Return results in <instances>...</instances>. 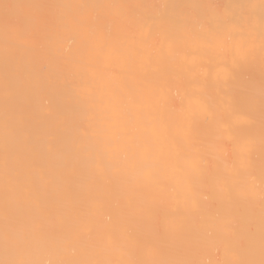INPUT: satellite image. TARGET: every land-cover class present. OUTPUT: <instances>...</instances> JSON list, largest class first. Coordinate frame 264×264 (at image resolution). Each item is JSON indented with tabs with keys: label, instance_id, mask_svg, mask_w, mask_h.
Here are the masks:
<instances>
[{
	"label": "snow or ice",
	"instance_id": "1",
	"mask_svg": "<svg viewBox=\"0 0 264 264\" xmlns=\"http://www.w3.org/2000/svg\"><path fill=\"white\" fill-rule=\"evenodd\" d=\"M0 264H264V0H0Z\"/></svg>",
	"mask_w": 264,
	"mask_h": 264
},
{
	"label": "bare ground",
	"instance_id": "2",
	"mask_svg": "<svg viewBox=\"0 0 264 264\" xmlns=\"http://www.w3.org/2000/svg\"><path fill=\"white\" fill-rule=\"evenodd\" d=\"M100 2H137V0H100ZM144 2H152V0H144Z\"/></svg>",
	"mask_w": 264,
	"mask_h": 264
}]
</instances>
